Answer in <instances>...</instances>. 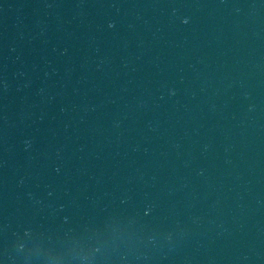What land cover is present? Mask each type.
Here are the masks:
<instances>
[{
  "label": "water",
  "instance_id": "water-1",
  "mask_svg": "<svg viewBox=\"0 0 264 264\" xmlns=\"http://www.w3.org/2000/svg\"><path fill=\"white\" fill-rule=\"evenodd\" d=\"M0 86L221 264H264V0H0Z\"/></svg>",
  "mask_w": 264,
  "mask_h": 264
}]
</instances>
